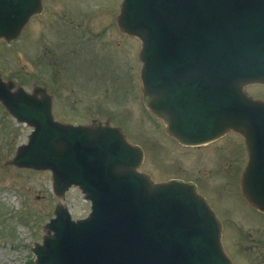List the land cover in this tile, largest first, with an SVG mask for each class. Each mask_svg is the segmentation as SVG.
Instances as JSON below:
<instances>
[{
  "label": "water",
  "instance_id": "water-1",
  "mask_svg": "<svg viewBox=\"0 0 264 264\" xmlns=\"http://www.w3.org/2000/svg\"><path fill=\"white\" fill-rule=\"evenodd\" d=\"M43 10V0H0V41ZM118 26L141 42L143 101L168 135L185 147L244 138L243 192L264 213V102L245 91L264 86V0H122ZM0 103L33 128L8 164L49 171L57 196L77 187L91 203L76 221L56 207L35 264H232L197 185L139 172L144 151L120 128L58 122L46 88L28 93L1 73Z\"/></svg>",
  "mask_w": 264,
  "mask_h": 264
},
{
  "label": "rangeland",
  "instance_id": "rangeland-1",
  "mask_svg": "<svg viewBox=\"0 0 264 264\" xmlns=\"http://www.w3.org/2000/svg\"><path fill=\"white\" fill-rule=\"evenodd\" d=\"M122 0H43L20 37L0 41L3 79L32 93L44 87L59 122H108L144 150L139 172L155 183L181 179L198 186L223 226L222 240L233 264H264V213L242 187L248 152L234 132L205 147H185L144 104L139 60L141 42L118 26ZM17 88L15 89V91ZM245 91L264 102V86ZM33 128L20 124L0 103V264H35L33 248L49 236L58 205L73 220L86 218L90 202L77 187L55 193L52 173L8 164Z\"/></svg>",
  "mask_w": 264,
  "mask_h": 264
},
{
  "label": "flooded vegetation",
  "instance_id": "flooded-vegetation-1",
  "mask_svg": "<svg viewBox=\"0 0 264 264\" xmlns=\"http://www.w3.org/2000/svg\"><path fill=\"white\" fill-rule=\"evenodd\" d=\"M118 22V21H117ZM118 24V23H117ZM223 139V138H222ZM216 142H218V141H216ZM216 142H213V143H216ZM213 143H210V144H208V145H204V146H199V147H205V146H209V145H211V144H213ZM248 163V162H247Z\"/></svg>",
  "mask_w": 264,
  "mask_h": 264
}]
</instances>
